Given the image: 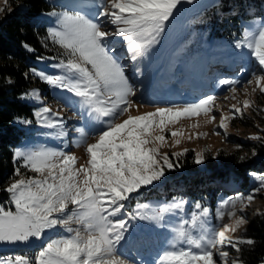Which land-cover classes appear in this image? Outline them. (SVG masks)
Returning <instances> with one entry per match:
<instances>
[{
    "label": "snow or ice",
    "instance_id": "snow-or-ice-1",
    "mask_svg": "<svg viewBox=\"0 0 264 264\" xmlns=\"http://www.w3.org/2000/svg\"><path fill=\"white\" fill-rule=\"evenodd\" d=\"M180 3L181 0H96L92 17L54 9L47 13L53 23L47 29L46 39L62 52L37 56L41 63L52 61L49 67L55 71L47 73L32 68L25 77L35 76L52 88L77 98V110L82 119L86 114V125H99L98 130L91 132L98 138L87 145L88 159L86 165L80 167H76L74 155L59 149L25 151L17 148L14 151L13 160L17 166L13 177L21 178L13 179L2 189L8 194V201L0 204V244L42 240L48 231L56 228L64 229L67 235L51 238L33 259L17 255L0 258V264H130L119 251L130 222H160L172 209L184 210L186 201L183 200L161 206L152 216L140 211L130 212L127 207L134 194L163 179L166 171L180 166L173 158L188 151L184 149L171 157L162 152L165 136H152L153 126L163 132L167 124L182 117L207 115L215 100L208 96L183 107H157L155 111L140 115L130 114L134 106L137 109L142 106V102L133 99L139 91L133 77L138 79L142 75V61L160 42L166 23ZM4 4L7 8L9 0H4ZM116 37L122 52L112 39ZM25 47L35 51L28 45ZM235 47L247 48L249 56L264 72V21L257 29L246 32L244 40H238ZM129 64L134 66L131 74ZM255 82L264 93V75L256 76ZM220 83L231 87L240 82L221 80ZM231 91L235 92V88L231 87ZM21 99L40 101V92L23 93ZM249 106L250 102L244 101V108ZM126 114L127 118L116 122ZM238 116H243L241 108L232 105L231 117L222 116L219 128L226 130L227 121ZM32 117L18 122L26 126L35 122L39 127L53 130L50 135L61 139L68 137L64 117L42 103ZM75 131L83 134L84 129L76 127ZM178 134L171 133L173 137ZM250 138L262 139L260 136ZM179 143L177 139L175 145ZM203 162V155L197 153L195 163ZM21 168L37 175L23 178ZM250 175L258 185L247 196L241 194L224 200L216 210L217 220H222L227 211L234 223L225 224L219 230L215 226L206 228L210 210L196 202L197 211L191 213V224L199 227L200 234L193 236L184 228L189 220H184L176 230V239L187 247L177 248L173 244L170 249L162 250L153 264H228L226 248L239 252L240 244L254 243L243 237L233 240L227 235L246 223L243 215H236L237 204L243 213L245 202L250 203L264 190V174ZM73 224L79 227L73 228Z\"/></svg>",
    "mask_w": 264,
    "mask_h": 264
},
{
    "label": "rangeland",
    "instance_id": "rangeland-1",
    "mask_svg": "<svg viewBox=\"0 0 264 264\" xmlns=\"http://www.w3.org/2000/svg\"><path fill=\"white\" fill-rule=\"evenodd\" d=\"M209 1L211 0H192L189 3L187 0H181V3L174 10L173 17L166 23L165 30L160 36V42L149 51L140 65L141 70L145 68V75L138 79L133 77L139 89L137 96L133 99L137 102H142V106L138 109L135 106L130 109V114L133 116L155 111L157 107H183L208 96L215 97L214 103L211 106L212 111L207 115L201 113L197 116L182 117L174 123L167 124L163 132H161L160 128L155 125L153 126V129L150 130L151 135L165 136L166 143L161 148V151L168 154L183 152L184 149H191L195 152L196 157L197 153H201L202 155L204 152L212 153L218 148L232 150L236 145L231 140V137L250 138L259 136V132L253 127L246 125L242 119L252 122L259 128L261 126L259 125V118H264V93L260 92L255 82V77L264 75V72L261 71L249 56L247 48L237 49L235 47L238 40H244L246 32L257 29L264 19L255 17L248 20L239 38L214 39L213 42L220 49L209 48L210 45L205 42L206 48L221 56L225 55V59H229V62H226L227 64L224 63V65H227L226 68L220 66V64H215L203 69L202 73V69H200L201 61L205 64L204 58L209 56V54L203 48V37L200 36L202 31L199 29L194 30L191 16L203 8ZM76 3L94 5L96 0H77ZM0 9H8L5 8L4 0H0ZM57 11L79 12L92 17L96 8L93 7L92 13L86 12L81 7H76L75 10L64 8ZM52 23L53 18L51 26ZM112 39L117 42V48L122 52V47L118 43L119 38ZM200 57L202 60H200ZM234 58H239V61L242 60L248 64L244 65V67L238 63L240 67L241 65L244 67L243 71H240V67L232 61L235 60ZM49 64L51 63H44L42 66L36 67V69L44 70L47 73L55 71L49 67ZM133 67V65L129 64V74H131ZM216 69L220 72L216 71ZM201 76L204 81L202 83L195 82V78L197 79ZM221 80L239 81L240 83L231 85V87L235 88V92H233L229 85L221 84ZM249 80L252 81L251 84L246 83ZM48 87L52 94V99H48L43 89L36 88L34 90H39L41 100H30L37 105L35 109L39 108L42 103L44 106L49 107L52 112H58L60 116L64 117L67 122L66 127L69 130L68 137L61 139L50 135L49 133L53 130L39 127L34 122L31 126H27L31 131L21 139L17 148L25 151L40 150L42 148L59 149L76 157V167L86 165L88 159L86 147L88 144L96 142L98 136L92 135L91 132L98 130L99 125H86L87 116L85 114L84 119H82L78 113V105L75 103L77 98L72 97L69 93L54 89L49 85ZM246 100L250 102L248 108H244V101ZM232 105L241 108L243 116H238L234 119L230 118L227 121L228 127L226 130L219 128L222 116L231 117ZM211 117H215V119H211ZM125 118H127V114L116 122H121ZM76 127H83V134L75 131ZM172 132L179 134L173 137L171 135ZM217 132L220 134H215ZM177 139L180 140L179 145H175ZM199 165H202V163ZM35 175L37 174L30 171L28 174L22 173L23 178ZM19 178L21 177H16L15 179ZM162 184L161 179L155 182L153 186ZM248 193L250 192H246L243 196H247ZM226 199L229 198L227 196H219L214 205L211 204L208 197L199 200L178 194L172 197L163 196L161 198L154 197L147 200H137L128 210L130 212L140 211L149 216L154 215L161 206L171 205L181 200L186 201V204L183 211L172 209L166 213L164 221L132 220L129 225V231L125 234V240L122 241L119 251L130 261V264H153L157 255L162 250L170 249L173 244L177 248H186V244L176 239V230L180 229L184 220H189V224L184 225V228L191 232L193 236L200 234L199 227H193L191 224V213L197 211L195 203L200 202L210 210L205 227L211 229L215 226L219 230L225 224L234 223V218H229L227 211L222 220H217L215 217L217 208ZM245 205L243 213H241L239 211L240 204H237L236 215L237 217L243 215L247 223V220L255 212L264 209V190L257 193L255 199L250 203L245 202ZM69 208L71 209L72 206L70 205ZM246 223L240 226L234 233L229 232L227 235L231 236L233 240L239 239V235ZM71 226L73 228L79 227L76 224ZM64 235H67L64 229L56 228L48 231L42 240L32 239L28 243L0 244V258H12L21 255L33 259L51 238ZM225 250L228 251V248ZM227 260L228 264H233V261H235L230 254Z\"/></svg>",
    "mask_w": 264,
    "mask_h": 264
},
{
    "label": "trees",
    "instance_id": "trees-1",
    "mask_svg": "<svg viewBox=\"0 0 264 264\" xmlns=\"http://www.w3.org/2000/svg\"><path fill=\"white\" fill-rule=\"evenodd\" d=\"M76 1L9 0L8 9L0 13V204H7L8 201V194L2 189L16 178L13 177L17 166L13 160L14 151L21 139L31 131L18 121L33 118L32 113L37 106L30 99H21V95L41 88L48 99H52L46 83L35 76L25 77L30 69L52 63L49 60L41 63L37 56L47 57L62 52V49L46 39L47 29L52 22L47 13L53 9L75 10L76 7L92 13V4L84 5ZM255 17L264 19V0H211L191 16L194 30L202 31L200 36L203 37V48L209 54L204 58L205 64L201 61L202 73L203 69L215 64L226 68L224 63L229 62L225 55L221 56L209 50L220 49L213 42L214 39L239 38L245 23ZM205 42L210 45L209 48L205 47ZM25 45L35 51H29ZM234 59L232 61L236 65H248L242 60L239 61V58ZM242 65H238L240 71L245 67ZM197 79L204 81L202 76ZM242 120L259 132L262 139L233 136L231 140L236 145L234 149L218 148L212 153L204 152L202 165L195 163V152L187 149L180 157L173 158L180 166L165 172L162 185H152L134 194L127 202V207L137 200L172 197L177 194L199 200L208 197L214 205L219 196L231 198L251 192L259 182L250 173L264 174V118H259V128L246 119ZM23 172L29 173L28 169L21 168V173ZM239 237L251 239L254 243L240 244L239 252L228 247V252L236 264H264V209L255 212L247 220Z\"/></svg>",
    "mask_w": 264,
    "mask_h": 264
},
{
    "label": "bare ground",
    "instance_id": "bare-ground-1",
    "mask_svg": "<svg viewBox=\"0 0 264 264\" xmlns=\"http://www.w3.org/2000/svg\"><path fill=\"white\" fill-rule=\"evenodd\" d=\"M141 71H142V75L140 76V78L145 75V68H143Z\"/></svg>",
    "mask_w": 264,
    "mask_h": 264
}]
</instances>
